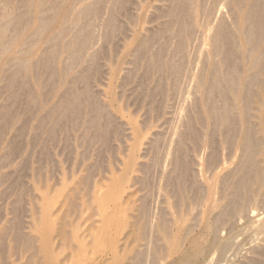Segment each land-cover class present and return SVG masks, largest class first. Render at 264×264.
I'll list each match as a JSON object with an SVG mask.
<instances>
[{
  "label": "rangeland",
  "instance_id": "374dc122",
  "mask_svg": "<svg viewBox=\"0 0 264 264\" xmlns=\"http://www.w3.org/2000/svg\"><path fill=\"white\" fill-rule=\"evenodd\" d=\"M214 1L0 0V264H179L176 261L177 256L187 250L185 246L194 247L195 243L192 241L195 236L197 238L199 230L202 233L198 236L202 240H208L202 241L201 247L208 246L211 250L210 253L205 251L207 260L204 264H264V204L260 202H264V193L260 192L262 198L260 193L257 194L259 199L256 197V208L253 207L254 204L248 206L255 210L258 208V214L254 209L251 212L250 208L248 212L245 207L247 212L243 209L241 214L244 218L237 214L241 219L238 220L233 212L237 209L234 205L241 193L234 191L238 188L230 189L235 178L242 180L240 176H244L243 169L246 171L247 168L244 167H248L250 163L244 154H238L240 145L236 148L238 142H242L243 130L246 133L247 129L244 128L247 126L244 123L246 121L243 120L244 125L240 124L242 118L246 120V116H243L245 112L242 111V117L239 115L240 110H244L243 107L246 106V98L248 99L243 94H238L242 90L237 88L236 83L245 86L244 83L251 81V50L250 45L244 42L245 30L242 31L237 23L236 15L241 12L239 2L223 0L220 3L222 1L218 0V8ZM247 9L245 7L243 10ZM215 11L216 15L213 14ZM207 13L211 18L215 17L212 18L215 20L211 32L202 25ZM248 13L247 20L244 21L246 29L253 20L250 18L251 12ZM256 36L259 40L264 39L260 34ZM234 83L236 89H239L234 93L244 98L242 102L239 97L242 107H236L237 96H234L237 100L235 103L231 97V104L232 100L227 98L230 95L223 93L224 89L227 91L226 88L229 89ZM241 84L239 86L242 88ZM229 91L232 90L227 92ZM223 99L232 108L236 104L234 110L230 111L229 106L226 108V101ZM213 107L222 114H217ZM224 109L231 115L236 113L237 116L232 115V120L243 127L237 126L239 130L235 129L233 126L237 124L228 119L231 115L225 113ZM237 110L239 115L234 112ZM202 116L207 119L203 121ZM214 118L215 122L220 119L225 122H219L222 127H218L221 128L217 127V123L214 125ZM208 119L211 120L210 125ZM224 120L231 121L232 127H226L227 121ZM201 124H206L208 131L204 126L207 132L203 127L202 130L205 133L210 131L209 135L200 132ZM191 126L194 127L191 129ZM211 126L212 129L217 127L219 133H216L217 129H214L215 133L210 130ZM196 127L198 129H194ZM223 127H226V131L230 128L228 131L233 134L228 131L229 136L223 134L226 132ZM189 130L194 132L190 134ZM220 130L221 138L225 137L222 141L219 138ZM236 133L242 137H238ZM195 134L202 135L203 140H200V136L195 137ZM188 136L193 147L196 143L194 139L200 137L197 146H200V142L204 144V141L211 144L215 138L212 145L217 144L215 140L219 139L218 144H223L224 148L221 145L220 149L218 145H210L211 149L214 147L213 151L217 148L212 151V155L208 152L211 149L207 143L203 145L205 148L195 146V149L198 148L195 151H199L196 154L200 156L196 158L197 155L192 151L194 148L191 144V147L188 145ZM236 138L239 139L238 142ZM235 141L238 152L232 148ZM225 143L232 146L231 150L237 157L242 155L243 158L240 156L242 159L238 157L241 159L239 160L232 157L235 153L228 152L230 147L228 150L229 145L225 146ZM179 144L180 146H176ZM175 146L177 149L180 147L179 150L174 149ZM182 148L186 149L183 153ZM186 152L189 155L184 154ZM206 153L208 163L211 159L214 160L213 164L210 163L214 167L218 160L222 162V158L223 161L227 157L228 160L234 158L233 163L226 160L228 162L225 165L224 161L216 166L217 169L212 168L217 174H221L219 176L227 177L228 181L224 180V176L222 183L232 181L227 183V192L231 193L230 196L236 194L229 197L230 199L225 192L226 182L223 183L224 187L218 182L220 177H217L216 171V176L214 174L210 178L208 185L203 183L208 181L206 179L213 172L209 169L210 164L206 166L209 171L204 166L208 161ZM227 153L229 156L233 154L231 158L225 155ZM162 155L165 156L162 158ZM184 155L186 157L183 162H188L187 166L181 159ZM168 158L172 161L177 158V161L175 159L176 162L172 164ZM235 159L240 167L238 164L235 166L234 162L238 163ZM161 160L162 166L157 164ZM191 160L193 161L190 162ZM194 160L198 162L194 163ZM202 160L204 163H201ZM244 163L248 165L243 167ZM196 164L199 165L198 168L204 166L209 173L202 170L205 177L200 176L202 173L194 166ZM181 166L194 170L189 169L190 173L182 174L181 172L185 173L187 170ZM237 167L240 171L242 169V173L239 170L236 172L240 173L238 177L235 176ZM196 170L199 175L195 173ZM174 172L179 175L178 178ZM166 173L169 174L168 180L165 178ZM160 177L167 181L163 182ZM169 177L172 181H169ZM177 179L179 182L175 183ZM214 179L215 183H210ZM181 180H187V184L186 181H183V185L179 184ZM197 180L202 183L199 184ZM216 180L221 183V188ZM172 182L177 184L176 190L179 188L177 193L173 192V188L176 190ZM161 183L171 184L169 186L172 189L167 185L166 190H169H162L165 184L162 187ZM240 183V180L233 182L234 187ZM201 184L203 190H197L196 188H202ZM204 184L211 193L214 192L211 184L214 185V190L216 187L220 188L221 190L216 188V195L218 190L221 191L219 197L211 200V196H216L215 192L211 195ZM185 185L190 188L189 191L196 187L197 197L194 192L187 195L188 189L183 192ZM160 189L162 192L166 191L167 198L160 193ZM158 190L160 192L157 194ZM222 194L226 196L223 198ZM198 196L206 200H201L205 207L213 203L211 207L215 206L216 209L208 207L206 212L200 202L201 198L196 201ZM189 197L192 201L195 198V206ZM174 198L180 201L177 202ZM167 199H173L169 200L170 204L172 202L170 207ZM244 199L242 200L248 204ZM215 200L220 202L214 204ZM165 202H168L167 205H163ZM240 202L235 206L239 207ZM161 203L164 209L161 208ZM176 203L178 207L175 206ZM198 204H201L198 209L199 212L202 209L201 215L197 211ZM228 204L231 207L226 209L224 205ZM220 206L224 210L222 213ZM209 208L216 212L221 210L219 213L222 215H215L216 212L210 214L212 211ZM227 210H231L230 214L233 213L238 221L234 222L230 214L231 217L228 216L226 220ZM161 212H166L170 218H164L165 214ZM183 213L187 215L183 216ZM197 214L200 218H197ZM159 215L164 221L167 220L166 225V222L159 219ZM180 215L186 218L179 220ZM174 216L179 218L173 219ZM214 216L218 217L217 220ZM249 217H253V220ZM206 219L208 223L205 226ZM219 220L223 222V234H217L222 232L219 230V225L222 224ZM168 221H174L175 226ZM211 223L214 224L213 230L218 228L215 229L218 230L216 235L231 239L233 248L238 246L234 250L231 248L232 258L221 255L223 251L214 245L219 238L215 234V237L212 236L213 230L209 231ZM193 225L200 229L193 228L187 234L188 226L191 228ZM203 226H208L205 230L207 235L212 234L211 237L204 235L206 232L202 230ZM166 227L168 231L165 230ZM243 228L247 230L239 231ZM182 238H188V243H192L188 245L185 240L184 244ZM210 238L215 241L214 244H210Z\"/></svg>",
  "mask_w": 264,
  "mask_h": 264
},
{
  "label": "bare ground",
  "instance_id": "6f19581e",
  "mask_svg": "<svg viewBox=\"0 0 264 264\" xmlns=\"http://www.w3.org/2000/svg\"><path fill=\"white\" fill-rule=\"evenodd\" d=\"M213 1H214V0H213ZM220 1H222V2H220ZM220 1H218V0H217L216 2L214 1L215 4H216V6H217V3H218V2L223 3V0H220ZM235 1H236V0H235ZM237 2H239V7H240V9H241V12L237 13L238 16L236 15L237 23L239 24V27L242 29V31H243V29L245 30V32H244V34H245V41H244V42H245L246 45H250V50H251V51H250V55H249V56H250V57H249V61H250V65H251V68H250V70H251V74H250L251 81L249 80V81H248L249 83H244V84H246L245 86H244L243 84L239 83V84H241V86H242V85L244 86V87L242 86V88L239 86L238 83H236V84H237V85H236L237 88H239L240 90H242V92H238L239 89H238V90L236 89V86H235V83H234L233 86H234L235 88H233V86H231L232 89H230L231 87H229V89L226 88L227 91H228V90H232V91H233V89H234V91H233L232 94H231L232 91H231V92H230V91L227 92V91H225V89H224V92H223V93H224V95H225V94H226V95H227V94L230 95V97H227V96H226L227 98H230V101L232 100L231 97L234 98V99H233L234 102H233V100H232V101H231V104H232V102L235 103V101L237 102V100H238V102H239V100H241L240 98H242V97H241V95L237 96L238 94H243V95H242L243 97H244V96H245V97H248V99L246 98V100H245L246 102H244L245 105H246V106L243 107L244 110H242V109L240 110V111H241V112H240V115H239V113H238V110H239V109H238L237 111H234V112H237L238 115H239L240 117H242V115H241V114H243L242 111L245 112V115L243 114V116H246V117H245L246 120L243 119V118L241 119L239 116H238V117H239L241 120L238 119V117H236V118H237L238 121H239V120H240V122L242 121V123H240V124H242V125H244L243 122L246 121V122H244L245 124L247 123V126H248V127H247V126L245 125V127H244L245 129L247 128V129H246V133H245L244 130H243L244 133L241 132L242 135H243V137H242L241 135L239 136V134L236 133V134H238V135H237L238 137H242V140H241L242 142L239 144V142H238L239 139L236 138L237 140H236V139H234V140H236V141L238 142L237 146L235 145V144L237 143V142L235 141V143H232V146H233V147H232V146H231V147L235 149V146H236V148H237L238 145H240L241 147L239 146L238 148H240V150H242L243 152L240 151L239 149H237V150H239V153H238V154H242V155L244 154V155L248 158V160H247L248 163H249V161H250V163H249V165L244 163L245 165H243V167L246 166V165H248V167H247V166L244 167V168H247L246 171H245V169L242 168V164H241V168L244 170V176H243V175L240 176V177H242V180H241V178L238 179V178H239L238 175H239L240 173H242V169L240 168L241 171L239 170L238 167H240V164H239V162H238L236 159H237L238 157L241 158L240 156H242V155H240V156L237 157L236 153H235L233 150H231V147H230V145H229V144H231V143H230V142H229V144H226V143H225V146H226V145H229V146H227V147H228V150H229V147H230V150H229L228 152L233 151V152L235 153L234 155L232 154V155H233V156H232V155H231L232 152H231L230 155H231L232 157L236 158L235 161L238 162V163L234 162V163H235V166H236V164H238V167H237L238 169H237V168H234V169H237V170L235 171V173L238 172V170L240 171V173H239V174L236 173L237 175H235V173H234V175L237 176L238 178H235V176H233V178H235L234 180L237 179V181H234L233 179H231V180H233V182H238V181L240 180V181H241V183H240V185H239L240 187H239L238 185H237V187H234L235 185L233 184L232 181H230V182H232L230 185L233 186L232 188H231V186H230V189L232 190L233 188H238V189H236V190H234V191H236L237 193L239 192L238 194L241 193V194L238 196V199H239L238 202L241 201V202H240L241 204H239V205H240L239 207H238V205L235 206L236 204H238V202H236L235 205L233 204V201L235 202V200H234V199L236 198V197H235V198L233 199V201H232V200H231V201H232V204L234 205V207L237 208L236 210H235L234 207L230 204V202H227V201H226V202L229 203L232 207H231L229 204H228V205H224V206L226 207V209H228L227 207L230 206L231 209H234V212H233V213L236 214V216H237V214H239V215L241 216V214H242V210H243V209L246 210L245 207L248 208V212H249V208H250V207H248V206H250V205L253 206V204L255 205V203H256V205L258 204V200H257V199H259V197H257V194H259L260 192H263V193H264V39L259 40V39H258L259 37H258V38H255V36H256V35L258 36V34H260V37H261V36L264 37V0H246V1L244 0V3H243V0H239V1L237 0ZM245 2H246V3H245ZM220 3H219V4H220ZM241 4H243V5H241ZM216 6H215V7H216ZM217 7L219 8V5H218ZM217 7L215 8V10H217ZM245 7H247L248 9H247V10H243V9H245ZM250 8H251L252 10H251ZM219 10H220V9H218V11H219ZM242 10H243V11H242ZM248 11L251 12V14H250L251 17H250V18H253V20H252L251 25L249 26L250 28L248 27V28L246 29V28H244V21L247 20V19H246V18H247L246 16H247V14H249ZM232 13H233V12H232ZM208 14H209V13H207L206 18H203V17L201 16V17L203 18V20H205V22H204L202 25L205 26V27L208 29V31L210 30V32H211V30H212V28H213V24H212V23H214L213 20H215V19L212 20V18H215V17H212V18H211V16L208 15ZM210 14H211V12H210ZM213 14L216 15V11L213 12ZM217 14H218V13H217ZM201 15H203V14H201ZM231 15H232V14H231ZM208 16H209V17H208ZM217 16H218V15H217ZM248 16H249V15H248ZM66 17H67V16H66ZM207 17H208V18H207ZM198 18H199V17H198ZM199 20H200V19H199ZM203 20H202V21H203ZM223 20H224V19H223ZM198 23H199V21H198ZM200 23H201V20H200ZM222 23H223V22H222ZM183 27H184V26H183ZM186 27H187V26H186ZM196 27H197V26H196ZM217 27H218V26H217ZM184 28H185V27H184ZM190 28H191V25H190ZM217 29H218V28H217ZM220 29H221V28H220ZM184 30H185V29H184ZM192 30H193V29H192ZM180 31H181V30H180ZM208 31H207V33H208ZM218 31H219V29H218ZM227 31H228V30H227ZM178 33H179V32H178ZM189 33H190V30H189ZM218 33H220V32H218ZM242 33H243V32H242ZM216 34H217V33H216ZM182 35H183V34H182ZM190 35H191V34H190ZM194 35H195V34H194ZM227 35H228V34H227ZM213 36H214V35H213ZM257 36H256V37H257ZM181 38H182V37H181ZM191 39H192V37H191ZM182 40H183V39H182ZM234 44H235V43H234ZM198 45H199V44H198ZM234 46H235V45H234ZM181 47H182V45H181ZM248 49H249V48H248ZM199 50H200V48H199ZM227 56H228V55H227ZM228 57H230V56H228ZM247 58H248V57H247ZM224 59H225V61H226V58H224ZM228 59L232 60L231 58H228ZM231 63L233 64V62H231ZM215 65H216V64H215ZM230 67H231V66H230ZM239 68H240V67H239ZM212 73H213V72H212ZM216 73H217V72H216ZM215 76H216V75H215ZM216 78H219V77L216 76ZM220 78H221V77H220ZM179 79H180V78H179ZM216 84H217V83H216ZM222 85H223V83H222ZM215 86H216V85H215ZM219 86H220V85H219ZM238 86H239V87H238ZM219 88H220V87H219ZM220 89H221V88H220ZM221 90H222V89H221ZM235 91L238 92V94H235V93H234ZM225 92H227V93H225ZM231 95H233V96H231ZM234 96H235V97L237 96L238 99L235 100L236 98H235ZM239 97H240V98H239ZM223 98H225V97H223ZM227 98H226V99H227ZM221 99H222V98H221ZM226 99H225V100L223 99V101H224V102L226 101V102H225V103H226L225 105L227 106V100H229V99H227V100H226ZM207 100H208V99H207ZM207 100H205V101H207ZM243 100H244V98H242V102H243ZM230 101H229V103H230ZM238 102L236 103L237 105H236V104H233V105H234V106L236 105V107H237V106H238V107H240V106L242 107L243 104L240 105L241 102H239V103H238ZM229 103H228V104H229ZM246 103H248V104H246ZM222 104H223V103H222ZM231 104H229V105H231ZM211 105H212V104H211ZM213 105H214V104H213ZM229 105H228V106H229ZM228 106H227L226 108H228ZM234 106H233V108H235ZM219 107H220V106H219ZM229 107H231V106H229ZM210 108H211V107H210ZM224 108H225V107H224ZM226 108H225V109H226ZM233 108L231 107V108H230V111H231V109H233ZM212 109H215V111L217 112V110H216L217 108H216V107H213ZM219 109H220V108H219ZM225 109H224V112H225ZM233 110H234V109H233ZM233 110H232V111H233ZM212 111H213V110H212ZM212 111H211V112H212ZM226 111H228V110H226ZM224 112H223V114H225V113H229V112H225V113H224ZM218 113H219V112H217V114H218ZM220 113L222 114L221 111H220ZM220 113H219V114H220ZM221 114H220V115H221ZM229 114H230V113H229ZM230 115H231V114H230ZM232 115H233V114H232ZM232 115H231L230 118H228L229 120H230V119L232 120V118H233ZM235 115H236V113H235ZM235 115H233V116H235ZM210 116H211V114H210ZM228 116H229V115H228ZM228 116H226L225 119H227ZM236 116H237V115H236ZM202 117H203V119H204V116H202ZM202 117H200V118H202ZM206 117H208V116H206ZM200 118H199V119H200ZM208 118H209V117H208ZM203 119H202V120H203ZM206 119H207V118H205L203 121H205ZM210 119H211V118H210ZM210 119H208L209 121L207 120V121L209 122V125H210V123H211V122H210V121H211ZM215 119H216V118H214V125H215V123H217V124H218V125L216 124L217 127H218V126H221V125H219V122L222 121V119L218 120L219 122H217V120H216V122H215ZM234 119H235V118H234ZM212 120H213V119H212ZM229 120H224V121H227V122H226L227 125L225 124L226 127H229L228 125H230V123H232V122H233V123L235 122L234 124H237L236 126H233L235 129H238L237 126H238V127H239V126H242V125H239L238 122L236 123V121H234V120H232V122L229 121ZM243 120H244V121H243ZM200 121H201V120H200ZM200 121H199V122H200ZM203 121H202V123H203ZM228 121H229V122H228ZM197 122H198V121H197ZM193 123H194V122H193ZM200 123H201V122H200ZM212 123H213V122H212ZM222 123H225V122L222 121ZM228 123H229V124H228ZM191 124H192V123H191ZM206 124H207V123H206ZM206 124H205V125H206ZM205 125H203V126L205 127ZM216 125H215V126H216ZM194 126H195V125H194ZM194 126H191V129H192V127H194ZM203 126H202V124H201L200 132L202 131V132H201L202 134H208V135H209V132H210V131H209L208 133H205L203 130L207 129V127H205V129H204ZM212 126H213V125H212ZM212 126L210 127V128H211L210 130H213V132H214V129H217V127L214 128V127H215V126H214V127H213L214 129H212ZM202 127H203V130H202ZM221 127H222V126H221ZM221 127H218V128H221ZM226 127H225V128H226ZM230 127H232V126L230 125ZM242 127H243V126H242ZM225 128L223 127V129H225ZM244 128H243V129H244ZM194 129H198V128L196 127V128H194ZM194 129H193V130H194ZM229 129H230V128H229ZM229 129H227V131H228ZM193 130H192V132H194ZM230 130H231V129H230ZM230 130H229V131H230ZM238 130H239V129H238ZM189 131H190V130H189ZM195 131H196V130H195ZM205 131H206V130H205ZM207 131H208V129H207ZM207 131H206V132H207ZM223 131H226V129L223 130ZM227 131H226L225 133H223V134H226V136H229V134H228L229 131H228V132H227ZM233 131H234V130H233ZM192 132L190 131L189 133L192 134ZM197 132H199V130H197L196 133H197ZM200 132H199V133H200ZM203 132H204V133H203ZM236 132H237V130H236ZM238 132H239V131H238ZM214 133H215V132H214ZM214 133H213V134H214ZM216 133H219V129H217ZM229 133H230V134H231V133L233 134V132H229ZM211 134H212V131H211ZM220 134H221V136H220L219 138L222 137L221 130H220ZM236 134H234L233 136H235ZM187 135H188V134H187ZM195 135H196V134H195ZM195 135H194V136H195ZM215 135H216V134H215ZM215 135H214V136H215ZM194 136H193V137H194ZM197 136H200V137H201L202 135L199 134V135H196L195 137H197ZM212 136H213V135H212ZM190 137H192V135H191ZM200 137H199V138H200ZM205 137L207 138V136H205ZM216 137H217V135H216ZM230 137H231V135H230ZM235 137H236V136H235ZM199 138H198V139H199ZM206 138H204V140H207ZM208 138H211V137L208 136ZM217 138H218V137H217ZM231 138H232V137H231ZM233 138H234V137H233ZM233 138H232V139H233ZM188 139H189V136H188ZM188 139H187V140H188ZM192 139H194V138H192ZM198 139H196V140L194 139V141H196L197 144L199 143V142L197 141ZM214 139H215V138H214ZM214 139H213V141H214ZM224 139H225V137L221 138L220 140L222 141V140H224ZM227 139H228V137H227ZM229 139H230V138H229ZM232 139H230V140H232ZM200 140H201V141L203 140L202 137H201ZM220 140H219V139L215 140V141H217V144H214V145H216L215 147H218V146L221 145V143L218 144V143L220 142ZM230 140H228V141H230ZM190 141H191V139H189V144H188V145L190 146V144H191V146H192V143H191ZM210 141H211V140H210ZM213 141H211V142L213 143ZM225 141H226V140H225ZM225 141H223V142H225ZM228 141H227V142H228ZM182 142H183V141H181V145H183ZM192 142H193V141H192ZM232 142H233V141H232ZM178 143H180V142H178ZM196 143H195V145H194V143H193L194 147L197 146ZM205 143H207V142L204 141V144H205ZM209 143H210V142H209ZM209 143H207V144H208V147L210 148V145H212V143H211V144H209ZM214 143H215V142H214ZM204 144L200 142V146H203ZM233 144H234V145H233ZM205 145H206V144H205ZM214 145H212V146H214ZM217 145H218V146H217ZM222 145H223V144H222ZM222 145H221V146H222ZM176 146H180V144H179V145H176ZM176 146H175L174 149H177ZM191 146H190V147H191ZM198 146H199V145H198ZM198 146H197V147H198ZM200 146H199V148H200ZM221 146L218 147V148L220 149V148L223 147V146H222V147H221ZM192 147H193V146H192ZM194 147H193V148H194ZM203 147H204V146H203ZM205 147H206V146H205ZM205 147H204V148H205ZM179 148H180V147H179ZM179 148H178L177 150H179ZM195 148H196V147H195ZM195 148H194V150H192V151L194 152V154H196L197 152H199V151H195V150H198V148H197V149H195ZM213 148H214V147H213ZM213 148H212V149H213ZM223 148H224V147H223ZM174 149H173V151H175ZM187 149H188V148H187ZM189 149H191V148H189ZM210 149H211V148H210ZM212 149H211L210 151H208V152L212 153V155H213V154H214L213 152H214L215 150H217V148H215L214 151H213ZM219 149H218V151H219ZM225 149H226V151H227V148H225ZM203 150H205V149H203ZM208 150H209V149H208ZM221 150H222V149H221ZM221 150H220V152H221ZM235 150H236V149H235ZM237 150H236V152H238ZM164 151H165V150H164ZM164 151H163L162 153H164ZM173 151L171 152V154L174 153ZM181 151H182V153H183V152L186 151V149L183 150V148H182ZM187 151H188V150H187ZM189 151H190V150H189ZM192 151H191V152H192ZM205 151H206V150H205ZM212 151H213V152H212ZM165 152H166V151H165ZM176 152H177V151H176ZM208 152H207V153H208ZM224 152H225V151H224ZM240 152H242V153H240ZM203 153H204V152H203ZM207 153H206V155H207ZM218 153H219V152H217V154H218ZM169 154H170V152H169ZM184 154L189 155L188 152H186V153H184ZM194 154H193V155H194ZM223 154H224V153H222V155H223ZM190 155H191V154H190ZM196 155H197V154H196ZM201 155H202V153H201ZM204 155H205V154H204ZM206 155H205V156H206ZM208 155H209V153H208ZM208 155H207V159H208V161H207V159H206L207 162L204 164L205 167L208 166L210 163H212V164L214 163V162H213L214 160L211 161V160H212V159H211L212 157L210 158V159H211V160H210V163H208V162H209ZM210 155H211V154H210ZM225 155H226V156H229V153H227V154H225ZM235 155H236V157H235ZM164 156H165V155H164ZM164 156L162 155V158H163ZM166 156H167V155H166ZM169 156H170V155H169ZM180 156H182V155H180ZM194 156H195V155H194ZM231 156H229V158H231ZM184 157H186V156L184 155L183 157H181L182 162H183V158H184ZM189 157H190V156H189ZM191 157H192V155H191ZM195 157H196V156H195ZM195 157H194V158H195ZM198 157H200V156L197 155L196 158H198ZM215 157H216V156H215ZM215 157H213V158L215 159ZM223 157H224V156H223ZM246 157H244V158L247 159ZM162 158H161V159H162ZM166 158H167V157H166ZM171 158H172V157H171ZM203 158H205V157H203ZM203 158H202V159H203ZM225 158H226V157H225ZM227 158H228V157H227ZM227 158L224 159L225 162L222 160L223 158H222V159L219 158L222 162H224V164H223L222 162L220 163L219 160H218V163H216V164H217V165H218V164H223V165H225V163L228 162V161H231V162L233 163L234 160H232V159H234V158H232L231 160H230V159L228 160ZM239 158H238V159H239ZM242 158H243V156H242ZM242 158H241V159H242ZM168 159H169L168 161L171 160L170 158H168ZM175 159H176V161H177V158H175ZM175 159H174V161H175ZM188 159H189V158H188ZM188 159H186V160H188ZM190 159H191V158H190ZM192 159H193V158H192ZM241 159H239V160H241ZM165 160H166V162H167V159H165ZM196 160H197V159H196ZM198 160H199V159H198ZM200 160H201V158H200ZM226 160H228V161H226ZM171 161H172V160H171ZM171 161H170V162H171ZM174 161H172V164H173ZM176 161H175V162H176ZM192 161H193V160H191L190 162H192ZM243 161H246V160H242V162H243ZM247 161H246V162H247ZM163 162H164V161H163ZM178 162H180V160H178ZM197 162H198V161H195V160H194V163H197ZM199 162H201V161H199ZM231 162H230V163H231ZM242 162H241V163H242ZM160 163H162V160H161V162H159V163H157V164L161 165ZM167 163H169V162H167ZM186 163H187V164H186ZM194 163H192V164H194ZM201 163H204V161L202 160ZM201 163H198V164L201 165ZM165 164H166V163H165ZM183 164H186V166H187L189 163H188V162H183ZM198 164H196V165H194V166L197 167ZM206 164H207V165H206ZM212 164H210V168H209V169H211V171H213L212 168H216V166H217V165H215V167H214V165L212 166ZM167 165H168V164H167ZM199 165H198V167H199ZM161 166H162V165H161ZM163 166H164V165H163ZM171 166H172V165H171ZM171 166H170V167H171ZM175 166H176V165H175ZM178 166H179V164H177V167H178ZM190 166H191V164H190ZM202 166H203V164H202ZM202 166H201V167H202ZM204 166H203V167H204ZM227 166H228V165H227ZM159 167H160V166H159ZM179 167H180V166H179ZM191 167H192V166H191ZM196 167H194V168L197 169L198 167H197V168H196ZM203 167H202V168H203ZM205 167H204V169H202V168H198L199 171L201 170L199 173H202V174H200V176L204 175L203 177H205L204 172L209 173V172H208L209 169L206 167V168L208 169V171H206V170H205V169H206ZM220 167H221V166H220ZM160 168L162 169L163 167H160ZM160 168H158V169L161 170ZM168 168H169V167H168ZM168 168H166V169H168ZM171 168H173V167H171ZM171 168H170V169H171ZM181 168H182V169H185L183 166H181ZM192 168H193V167H192ZM192 168H191V169H192ZM217 168H218V167H217ZM217 168H216V169H217ZM174 169H175V168H174ZM174 169H172V171H175ZM176 169H177V168H176ZM189 169H190V168H189ZM189 169H188V170L185 169V170H187V172H185V173L181 172V173H182V174H186V173H190L192 170H194V169H192V170L190 169L191 171L189 172ZM198 169H197V170H198ZM159 170H158V171H159ZM163 170H165V168H164ZM177 170H178V169H177ZM197 170H196V172H195V171H193V172L198 173ZM202 170H204V172H202ZM161 171H162V170H161ZM161 171H160V172H161ZM170 171H171V170H170ZM170 171H166V172L169 173ZM214 171H216V170L214 169ZM214 171L210 173L211 175L208 174V176L210 175L211 177H209L208 179H206V180H208L207 182L205 181V179H204L203 177L201 178L203 181H205V182H203V183H205V184L208 185L210 178H212L213 175L215 174ZM218 171H219V170H218ZM163 172H164V171H163ZM163 172H162V173H163ZM193 172H192V175H193ZM164 173H165V172H164ZM164 173H163V174H164ZM168 173H166V176H167V177L164 176L165 174H164V175L162 174V175H163L162 178L164 179V177H165V178H167V180H168V175H169ZM170 173H171V172H170ZM172 173H173V172H172ZM175 173H176V172H174V174H175ZM177 173L179 174V170H178ZM177 173H176V177L179 176V175H177ZM199 173H198V175H199ZM231 173H232V172H231ZM216 174H217V171H216ZM216 174H215V176H216ZM218 174H220V173H218ZM218 174H217V177L219 176ZM170 175H171V174H170ZM196 175H197V174H195V176H196ZM198 175H197V176H198ZM220 175H221V174H220ZM230 175H231V174H230ZM230 175H229V176H230ZM232 175H233V173H232ZM200 176H198V178H199ZM224 176H225V175H224ZM224 176H223V177H224ZM172 177H173V175H172ZM206 177H207V175H206ZM219 177H220V178H219ZM219 177H218L219 179H217V178H216V179H217V180H220V181H218V182H221V183H222V179H224V178H223L222 176H219ZM225 177H226V176H225ZM160 178H161V177H160ZM162 178H161V180H162ZM170 178H171V177H169V181H170V180L172 181V179H170ZM177 178H178V177H177ZM214 178H215V177H214ZM229 178H231V177H229ZM189 179H190V178H189ZM189 179L187 178V180H189ZM201 179H198V180H201ZM167 180L165 179V181H167ZM187 180H181L182 182H180L179 184H182V185H183V184H184L183 181H184V182L186 181V184H187ZM198 180H197V182H198ZM217 180H216V184L218 185L219 183L217 182ZM224 180H227V181H228L227 177H226V179H224ZM224 180H223V181H224ZM162 181H163V180H162ZM165 181H163V182H165ZM169 181H168V182H169ZM173 181H174V180H173ZM176 181L179 182L178 179L175 180V183H176ZM194 181H195V180H193V183H194ZM213 181H214V183H215V179L212 180L210 183H212ZM227 181H225L226 183L223 182V183H225L224 185H226V187H227V183H228ZM160 182H161V181H160ZM191 182H192V180H191L190 182L188 181V183H191ZM199 182H200V181H199ZM199 182H198V183H199ZM230 182H229V183H230ZM172 183H173V182H172ZM195 183H196V182H195ZM200 183H202V181H201ZM200 183H199V184H200ZM214 183H213V184H214ZM221 183H220V184H221ZM223 183H222V185H223ZM229 183H228V184H229ZM161 184H162V185H161ZM161 184H160V185H161L162 187L164 186V184H165V186H164L163 188L160 187V186H159V187L162 188V190H164V188H165V190H166V186H167L168 184H166V183H161ZM173 184H174V183H173ZM173 184H172V186H173ZM179 184H178V185H179ZM205 184H204V186L206 187ZM216 184H214V185H216ZM220 184L218 185L219 187H220ZM232 184H233V185H232ZM169 185H171V184H169ZM169 185H168V187L170 188L171 186H169ZM192 185H193V184H192ZM214 185L211 184V187H212V186L214 187ZM217 185H216V186H217ZM222 185H221V187H222ZM224 185H223V187H224ZM174 186H175V190H176V186H177V184H176V185L174 184ZM209 186H210V184H209ZM228 186H229V185H228ZM181 187H182V186H181ZM183 187L186 188V185L183 186ZM201 187H202V188H200V187H199V188L193 187L194 189L191 187V188L193 189L192 191H189L190 188H189V189L186 188V189H184L183 192H186L187 189H188V192L186 193L187 195H188V194H191L190 192H192V193L194 192V194H195V193H196L195 188H196L197 190H198V189H202V190H203V185H202V184H201ZM205 187H204V189H205ZM211 187H210V188H211ZM213 187H212L211 189H212V191L215 192V193H214V192H213V193L216 195V194H217V191H216V190H217V189H220L221 187H220V188H217V187H216L217 189L215 188V190L213 189ZM239 188H240V189H239ZM170 189H172V188H170ZM178 189H179V188H178ZM178 189H177V190H178ZM180 189H181V188H180ZM182 189H183V188H182ZM206 189H207V190H206ZM206 189H205V190H206L207 192H208V191L210 192V190H208L209 187H206ZM241 189H242V191H241ZM160 190H161V189H160ZM162 190H161V192L158 190V191H157V194H158V192L163 193L164 195H166V197H165L163 194H161V195L164 196L165 198H167V193H165V192H166L167 190H169V189L167 188V190H166L165 192H162ZM177 190L174 191V188H173V192H176V193H177ZM185 190H186V191H185ZM194 190H195V191H194ZM220 190H221V189H220ZM220 190H218L219 193H221ZM224 190H226V189H224ZM238 190H239V191H238ZM227 191H228V187H227V190H226L225 192H227ZM230 192H231V191H230ZM232 192H233V191H232ZM170 193H172L171 190H170ZM213 193L210 192L211 195H213ZM219 193H218V195H219ZM223 193H224V192H223ZM234 193H235V192H234ZM263 193H262V195H263ZM227 194H229V196H227V197H228V199H230L229 197H233L236 193H235V194L232 193L233 196H232V195L230 196L231 193H229V192H227L226 195H227ZM159 195H160V194H159ZM195 195H196V194H195ZM195 195H194V196H195ZM208 195H209V194H208ZM211 195H210V196H211ZM218 195H216V196H211L212 198H211L210 196H209V197H210L211 200H212L214 197H215V198L219 197ZM222 195H223V196H222L223 198H224V196H226V195H224V194H222ZM169 196H170V195H169ZM172 196H173V195H172ZM174 196H175V193H174ZM236 196H237V195H236ZM258 196H259V195H258ZM260 196H261V193H260ZM263 196H264V195H263ZM263 196H261V198H262ZM159 197H160V196H159ZM192 197H193V195H192ZM196 197H197V195H196ZM256 197H257V199H256ZM165 198H164V199H165ZM176 198H177V197H176ZM180 198H181V196H180ZM184 198H185V197H184ZM189 198L191 199V197H189ZM189 198H188V199H189ZM200 198H201V196H200ZM200 198H199V196H198V198H197L196 201H198V199H200ZM220 198H221V197H220ZM223 198H222V199H223ZM244 198H246V199H244ZM164 199H162V200H164ZM174 199H175V198H174ZM181 199H182V198H181ZM185 199H187V198H185ZM242 199H244L245 201L247 200L248 204H247L246 202H244ZM169 200H170V199H169ZM169 200L167 199L166 201L169 202V207H170V205L172 204V202H171V204H170V201L173 200V199H171L170 201H169ZM175 200H176L177 202L180 201V199H178L179 201H178L177 199H175ZM201 200L204 201L205 199L201 198V199H200V202H201ZM219 200H220V199H219ZM219 200H218V201H219ZM224 200H225V199H224ZM224 200H223V201H224ZM256 200H257V201H256ZM260 200H261V199H260ZM262 200H264V198H263ZM176 201H175V202H176ZM191 201H192V199H191ZM196 201H195V198H194L193 201H192V203H193V202L196 203ZM205 201H206V200H205ZM205 201H204V202H205ZM218 201L216 202V200H215V201H213V202H214V204H215V202L218 203ZM220 201H221V200H220ZM220 201H219V202H220ZM236 201H237V198H236ZM163 202H164V201H163ZM163 202H162V203H163ZM168 202H165L166 204H163V205H167ZM185 202H186V204H187V200H185ZM204 202H201V204H203V206L205 207ZM260 202H262V203L264 204L263 201H260ZM159 203H160V202H159ZM162 203H161V206H162L161 208L164 209ZM173 203H174V202H173ZM181 203H182V202H181ZM195 203H193L194 206H195ZM197 203H199V202H197ZM243 203H244V204H243ZM245 203H246V204H245ZM188 204H191V202H188ZM201 204H200V205L198 204L199 206H198V208H197V211H198V213H200V215H201L202 209H201V212H199L200 210H198V209H200ZM211 204H213V203H211ZM211 204H210V206L207 205V207H205L206 212H208V210H207L208 207H210L212 210H213V209H214V210L216 209L215 206H214V208H212V207H211ZM220 204L223 205L222 202H221ZM225 204H226V203H225ZM263 204H262V205H263ZM144 205H145V204H144ZM177 205H178V203H176L175 206L178 207ZM218 205H219V204H218ZM256 205L253 206V207L256 208V207L258 206V205H257V206H256ZM262 205H260V208L262 207ZM187 206H188V205H187ZM187 206H186V209L188 208ZM190 206H191V205H190ZM212 206H213V205H212ZM216 206H217V204H216ZM166 207H167V206H166ZM180 207H181V206H180ZM196 207H197V205H196ZM218 207H219V206H218ZM222 207H223V206H222ZM190 208L192 209V207H189V209H190ZM210 208H209V210H211ZM220 208H221V206H220ZM158 209L160 210V207H159ZM162 209H161V210H162ZM178 209H179V208H178ZM186 209H185V212L187 211ZM193 209H194V208H193ZM205 209L203 210V212L205 211ZM226 209H225V210H226ZM229 209H230V208H229ZM250 209L252 210L251 212H253V211L255 210L254 208H250ZM253 209H254V210H253ZM161 210H160V211H161ZM176 210H177V209H176ZM195 210H196V209H195ZM212 210H211V211H212ZM217 210H218V209H217ZM221 210H222V208H221ZM221 210H218V212H216V211H212L211 213H210V212H209V213H210V214H214V212H216L215 215L220 216V215H222V214H220V213H222V212L224 211V210H222V211H221ZM257 210H259V209L257 208V209L255 210V212H256ZM160 211H159V212H160ZM178 211H179V210H178ZM220 211H221V212H220ZM227 211H228V214L225 213V214H227V217H226V215L223 216V217H224V218L226 217V218H227L226 220H228V216L231 215V216H233L232 218H234V220H235V221H234V220L232 219V222H233V221L236 222V220H237V219H235L236 216L233 215V213L230 214V213H231V210H230V211L227 210ZM232 211H233V210H232ZM240 211H241V213H240ZM243 211H244V210H243ZM172 212H174V211H172ZM194 212H195V211H194ZM206 212H205V213H206ZM219 212H220V213H219ZM246 212H247V210H246ZM255 212H254V213H255ZM161 213H163V214L166 215V216L164 215V218L167 217V216H169V215L166 214V212H165V213H164V212H161ZM179 213H180V212H179ZM191 213H192V212H191ZM196 213H197V212H196ZM196 213H194V214L196 215ZM217 213H218V214H217ZM256 213L258 214V212H256ZM256 213H255V214H256ZM174 214H175V213H174ZM180 214H181V213H180ZM219 214H220V215H219ZM229 214H230V215H229ZM251 214H252V213H251ZM186 215H187V214L184 215V213H183V216H186ZM188 215H189V213H188ZM204 215H205V214H204ZM204 215H203V216H204ZM223 215H224V214H223ZM161 216H162V214H161ZM170 216H171V215H170ZM180 216H181V215H180ZM197 216H198L197 218H200L198 214H197ZM231 216H230V217H231ZM240 216H239V217H240ZM242 216H244V215H242ZM242 216H241L240 218H242ZM248 216H249V215H248ZM162 217H163V216H162ZM162 217H160V215H159V219L162 220V221H164L165 219L163 218V219H164V220H163ZM172 217H173V216H172ZM174 217H175V216H174ZM209 217H210V215H209ZM209 217L207 216V218H209ZM212 217H213V216H212ZM212 217H211V218H212ZM223 217H222V218H223ZM237 217H238V216H237ZM239 217H238V220H241V219H239ZM167 218H170V217H167ZM177 218H179V217H177ZM177 218L175 217V218H173V219H177ZM181 218H183V217L181 216V217L179 218V220H180ZM184 218H186V217H184ZM184 218H183V219H184ZM197 218H196V222H197ZM211 218H210V221L212 220ZM214 218H215V216H214ZM217 218H218V217L216 216L215 219L217 220ZM243 218H244V217H243ZM243 218H242V219H243ZM247 218H248V217H247ZM252 218H253V217H252ZM252 218H251V219H252ZM173 219H171V220H173ZM183 219H182V220H183ZM187 219H188V218H187ZM230 219H231V218H230ZM230 219H229V221H230ZM249 219H250V217H249ZM249 219H248V220H249ZM251 219H250V220H251ZM185 220H186V219H185ZM238 220H237V221H238ZM252 220H253V219H252ZM198 221H199V224H201V223H200V220H198ZM210 221H209V222H210ZM260 221H261V220H260ZM164 222H166V223H164ZM164 222H162V223H164V224L166 225V224H167V220L164 221ZM168 222L175 226V223L173 224L174 221H168ZM175 222H176V221H175ZM177 222H178V220H177ZM204 222H205V221H204ZM204 222H203V223H204ZM227 222H228V221H227ZM232 222H231V224H232ZM258 222H259V221H258ZM169 223H168V225H169ZM206 223H208V222H207V219H206V222H205V224H204L205 226H206ZM216 223H218V222L216 221ZM216 223H215V225H216ZM219 223H222V224L219 225V227H220L221 225H223V222H221L220 220H219ZM219 223H218V224H219ZM224 223H225V222H224ZM229 223H230V222H229ZM247 223H248V222H247ZM255 223H256V221H255ZM164 224H162V225L164 226ZM192 224H193V223H192ZM196 224H197V223H196ZM212 224H213V223H211V226H210V227H208L209 224H208V226H207L208 228H210L209 231H210V230H213ZM236 224H238V223H236ZM236 224H234V225H236ZM258 224H259V223H258ZM108 225H109V224H108ZM213 225H214V224H213ZM248 225H249V224H248ZM159 226H161V224H159ZM169 226H170V228L172 229L171 225H169ZM198 226H199V225H198ZM205 226H203V228L201 227L202 230H203V229L205 230V229L207 228V227L205 228ZM225 226H226V225H225ZM164 227H165V226H164ZM167 227H168V226H167ZM167 227H166L165 230L168 231ZM188 227L190 228V226H188ZM188 227H187V228H188ZM214 227H215V226H214ZM217 227H218V225H217ZM221 227H223V226H221ZM221 227L219 228V230H220V229H221V230L224 229V227H223V228H221ZM237 227H239V226H237ZM237 227H236V228H237ZM241 227H242V226H241ZM246 227H247V226H246ZM249 227H250V226H249ZM249 227H248V228H249ZM251 227H252V226H251ZM253 227H254V226H253ZM168 228H169V227H168ZM189 228H188V232H187V234L190 233V231L194 230L193 228H199V227L193 225V227L191 226V228H190V229H189ZM208 228H207V229H208ZM160 229H161V231H162V228H161V227H160ZM180 229H181V227H180ZM184 229H185V228H184ZM199 229H200V228H199ZM215 229H218V228L215 227ZM215 229H214V230H215ZM195 230H196V229H195ZM204 230H203V231H204ZM214 230L211 232L213 235H212L211 233H210V235H207L206 230H205L206 233H205L204 235H207L208 237H209V236L211 237V235H212L213 237L216 236V238L218 237L219 239L217 238L218 241H217L216 244H214L215 241H213V240H212V241H213V243H212L211 238H210V241H209L210 244H214L215 246L217 245V246L219 247V249L223 251V253H221V255H225V257H227V258H229V259L232 258V257L230 256V255H233V254L231 253V248L234 250V249H235L236 247H238V246H236V247L234 246L235 248H233V242H232L231 239L229 240V238H226V237H224V239H223V238H220V237H223V236H220V237H219L218 235H216V231L218 232V230H215V232H214ZM229 230H230V229H229ZM244 230H247V229H246V228H243L242 230H239V231H244ZM263 230H264V229H263ZM161 231L159 230V232H161ZM167 231H165V232H166V233H165L166 235H167ZM209 231H208V232H209ZM257 231H259V230L257 229ZM171 232H172V230L170 231V233H171ZM173 232H174V231H173ZM161 233H162V232H161ZM201 233H202V231L199 230L197 234L199 235V234H201ZM219 233L223 234V230H222V232L219 231L217 234H219ZM238 233H239V232H238ZM238 233H237V235H238ZM242 233L244 234V232H242ZM171 234H172V233H171ZM208 234H209V233H208ZM214 234H215V236H214ZM245 234H246V233H245ZM198 235H197V238H196V236H195V238H193L194 240L192 239V240H193L192 242L195 243L193 248L191 247V245H190V246H185V247L187 248V250H185V251L183 250V252H182L181 254L179 253L180 255L177 256V258H176L177 263H179V264H204V263L206 262L205 260H207V259H206L205 251H208V252L210 251V252H211V250L208 248V246H206V248H203V246L201 247V245H203V244H201V243H202V241H204L205 239L203 238V240H202V237H201V236H198ZM202 235H203V234H202ZM237 235H236V236H237ZM250 235H251V234H250ZM168 236L170 237L171 235L169 234ZM230 236H231V235H230ZM246 236H247V235H246ZM253 236H254V235H253ZM169 237H168V241H169V243H171V242H170V238L173 237V236H171L170 238H169ZM183 237H184V236H183ZM192 237H194V236H192ZM192 237H191V238H192ZM208 237H207V238H208ZM242 237H243V236H242ZM184 238H186V237H184ZM184 238H182V240H183ZM205 238H206V237H205ZM231 238H232V237H231ZM238 238H239V237H238ZM187 239H188V238H187ZM187 239H184V241H182V242H184V244H185V242L187 241ZM189 239H190V237H189ZM189 239H188V240H189ZM222 239H223V240H222ZM239 239H240V238H239ZM171 240L174 241L175 239H172V238H171ZM185 240H186V241H185ZM219 240H220V241H219ZM180 241H181V240H180ZM180 241H179V242H180ZM205 241H208V240L206 239ZM238 241H239V240H238ZM192 242H191V243H192ZM236 242H237V241H236ZM180 243H181V242H180ZM180 243H179V246H181V244H182V243H181V244H180ZM187 243H188V241H187ZM189 243H190V242H189ZM189 243H188V245H189ZM191 243H190V244H191ZM184 244H182L183 247H184ZM204 244H205V243H204ZM234 244H236V243H234ZM171 245H172V244H171ZM174 245H175V244H174ZM192 245H193V244H192ZM205 245H206V244H205ZM207 245H208V244H207ZM240 245H241V244H240ZM209 246H210V245H209ZM174 247H175V246H174ZM177 247H178V246H177ZM189 247H190L191 249H190ZM210 247H212V246H210ZM186 248H184V249H186ZM188 248H189V250H188ZM207 248H208V249H207ZM212 248H214V247H212ZM212 248H211V249H212ZM182 249H183V248H182ZM241 251H242V250H241ZM210 252H209V253H210ZM218 252H220V251H218ZM232 252H233V251H232ZM237 252H238V251H237ZM229 253H230V254H229ZM219 254H220V253H219ZM228 254H229V255H228ZM263 254H264V253H263ZM234 255H236V254H235V251H234ZM238 255H239V254H238ZM216 256H217V255H216ZM213 257H214V255L212 256V258H213ZM218 257H219V256H218ZM209 258H210V257H209ZM215 259H216V258H215ZM225 259H226V258H225ZM211 260H213V259H211ZM233 260H234V258H233ZM254 260H256V259H254ZM209 261H210V259H209ZM227 263H229V262H227ZM252 263H253V262H252Z\"/></svg>",
  "mask_w": 264,
  "mask_h": 264
}]
</instances>
